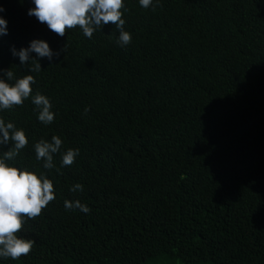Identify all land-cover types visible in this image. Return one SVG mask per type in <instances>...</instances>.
Segmentation results:
<instances>
[{
	"label": "trees",
	"instance_id": "obj_1",
	"mask_svg": "<svg viewBox=\"0 0 264 264\" xmlns=\"http://www.w3.org/2000/svg\"><path fill=\"white\" fill-rule=\"evenodd\" d=\"M124 2L120 47L111 23L58 37L30 0H0V68L32 74L56 114L44 126L30 100L0 113L29 140L16 164L44 171L33 145L53 135L80 150L68 167L54 156L56 198L21 233L32 251L0 264H264V0ZM33 39L67 48L29 73L10 48Z\"/></svg>",
	"mask_w": 264,
	"mask_h": 264
},
{
	"label": "clouds",
	"instance_id": "obj_2",
	"mask_svg": "<svg viewBox=\"0 0 264 264\" xmlns=\"http://www.w3.org/2000/svg\"><path fill=\"white\" fill-rule=\"evenodd\" d=\"M26 15L34 17L58 37H64L68 30L78 29L87 39H92L96 31L111 23L118 31L117 43L120 47L130 44L132 34L124 30L126 23L122 17L128 11L124 0H30ZM142 9L155 10L160 0H138ZM6 9L0 4V14ZM8 21L0 15V37L8 35ZM67 42L54 50L43 39H33L27 47L17 50L10 48L13 58H18L19 67L27 68L29 73H39L41 60L51 65L65 53ZM33 54L35 56L33 57ZM36 79L32 74L16 76L10 69L0 68V113L14 111L23 106L26 100L34 106L36 119L44 126L54 122L55 112L50 99L36 91ZM85 113L88 109L86 108ZM29 140L23 128L0 116V261L17 260L27 257L35 241L25 238L21 233L27 220L39 217L50 202L56 198V191L48 174L56 169L54 156L60 154V167L71 166L80 155L78 148H68L61 152L63 141L53 135L50 140L40 139L34 143L36 161L44 171L29 170L16 164L17 157L28 145ZM7 149V150H5ZM59 171V169H56ZM69 191H83V185L76 183ZM65 211H79L88 214L91 209L79 200H65Z\"/></svg>",
	"mask_w": 264,
	"mask_h": 264
}]
</instances>
